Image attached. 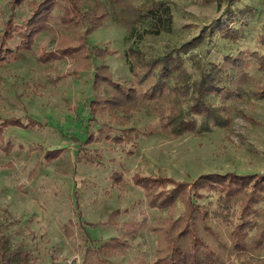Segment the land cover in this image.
<instances>
[{"label": "rangeland", "instance_id": "rangeland-1", "mask_svg": "<svg viewBox=\"0 0 264 264\" xmlns=\"http://www.w3.org/2000/svg\"><path fill=\"white\" fill-rule=\"evenodd\" d=\"M102 1L108 13L104 24L88 36V46L105 48L106 53L94 56L89 70L74 76V65L67 59L40 63L41 52L54 46L49 33L36 38L32 51L13 52L0 61V118L23 123L7 125L0 133V239L19 251L13 264H82L86 247L96 248L112 237L126 241L127 246L114 252L110 262L152 264L156 234L148 228L132 236L124 234L143 222L162 223L168 213L147 208L143 190L131 179L133 174L169 176L177 181L212 172L264 174V97L251 86L247 87L249 99L233 102L237 111L228 128L174 138L159 131L152 107L139 108L112 121L117 128L136 130L134 146L96 140L102 117L90 112L97 98L95 67L107 64L111 77L130 80L128 49L161 55L166 46H177L199 34L224 9V2L213 0H129L147 6L165 4L137 26L134 36L126 38L121 12ZM240 2L255 11L246 38L233 45L216 35L206 60L218 62L223 54L238 50L263 52L259 36L264 0ZM89 7L84 5L83 11ZM9 13V0H0V35ZM27 14L23 5L14 21L20 23ZM16 44L17 40L6 46L13 49ZM204 50L201 47L190 54L202 55ZM248 71L264 86V70L251 61ZM29 121L38 124L33 127ZM91 137L94 140L89 144ZM175 207L176 215L182 213L180 204Z\"/></svg>", "mask_w": 264, "mask_h": 264}, {"label": "trees", "instance_id": "trees-1", "mask_svg": "<svg viewBox=\"0 0 264 264\" xmlns=\"http://www.w3.org/2000/svg\"><path fill=\"white\" fill-rule=\"evenodd\" d=\"M106 1L113 10L121 12L126 38L134 36L137 26L152 18L153 12L165 4L147 6L129 0ZM213 1L224 2L221 16L189 40L166 46L161 55L128 49L130 80L111 77L107 64L95 67L93 89L97 98L91 103L90 112L93 117H102L96 140L115 146H134L136 130L117 128L112 121H117L122 113L151 107L162 134L174 138L206 135L215 128L230 127L237 111L233 102L250 98L247 87L264 97V86L248 71L251 61L264 70V26L259 36L262 53L238 50L236 54H223L218 62L206 60L214 46L213 37L219 35L229 44H238L246 38L255 15L252 6L238 5L240 0ZM86 4L90 7L83 11ZM23 5L28 14L16 23V11ZM9 6L10 13L0 35V61L13 52L32 51L36 38L44 33L53 36L54 46L43 50L37 60L47 64L67 59L74 65L71 71L74 76L89 70L94 56H105V48L88 46V36L104 24L108 13V5L102 0H9ZM15 40L13 49L6 46ZM201 47L205 49L202 55L190 54ZM29 123L33 127L38 124ZM7 125L23 126V123L20 119L0 118V133ZM93 140L91 137L87 142ZM139 173L131 179L143 190L147 208L168 215L162 223L153 226L145 222L131 226L124 235H135L142 228L156 234L152 264H264V174L212 172L199 174L190 181H177L169 176ZM116 179L121 178L117 175ZM176 204L183 207L178 215ZM0 241V264H13L19 251L10 249L5 239ZM126 246V241L114 237L96 248L88 246L82 264H116L110 258Z\"/></svg>", "mask_w": 264, "mask_h": 264}, {"label": "crops", "instance_id": "crops-1", "mask_svg": "<svg viewBox=\"0 0 264 264\" xmlns=\"http://www.w3.org/2000/svg\"><path fill=\"white\" fill-rule=\"evenodd\" d=\"M23 52V51H22Z\"/></svg>", "mask_w": 264, "mask_h": 264}]
</instances>
